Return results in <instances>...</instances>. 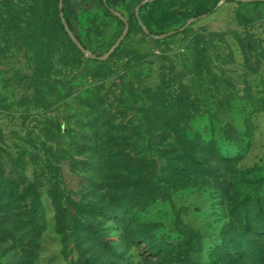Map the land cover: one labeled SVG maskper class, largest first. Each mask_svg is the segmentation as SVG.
Here are the masks:
<instances>
[{
	"label": "rangeland",
	"instance_id": "1",
	"mask_svg": "<svg viewBox=\"0 0 264 264\" xmlns=\"http://www.w3.org/2000/svg\"><path fill=\"white\" fill-rule=\"evenodd\" d=\"M61 2L95 57L0 0V264H264V0Z\"/></svg>",
	"mask_w": 264,
	"mask_h": 264
},
{
	"label": "water",
	"instance_id": "2",
	"mask_svg": "<svg viewBox=\"0 0 264 264\" xmlns=\"http://www.w3.org/2000/svg\"><path fill=\"white\" fill-rule=\"evenodd\" d=\"M62 2L61 0H59V10H60V18H61V22L66 30V32L68 33V36L70 37V39L72 40V42L76 45V47L81 50L82 52L86 53V54H89L91 55L92 57H95L94 55L90 54L88 52V50L80 43V41L77 39V37L74 35V33L70 30V28L68 27L63 15H62ZM138 20H139V17L137 16ZM140 21V20H139ZM123 38V36H121L118 40V42ZM117 42V43H118ZM109 53H107L106 55L100 57L101 59H104L108 56Z\"/></svg>",
	"mask_w": 264,
	"mask_h": 264
},
{
	"label": "trees",
	"instance_id": "3",
	"mask_svg": "<svg viewBox=\"0 0 264 264\" xmlns=\"http://www.w3.org/2000/svg\"><path fill=\"white\" fill-rule=\"evenodd\" d=\"M66 23H67L68 27L70 28V30L73 32L72 27H71V25H70V23H69V21L67 19H66ZM4 206H5V203L4 202H0V210H4Z\"/></svg>",
	"mask_w": 264,
	"mask_h": 264
}]
</instances>
